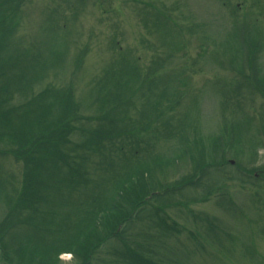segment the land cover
<instances>
[{
    "label": "rangeland",
    "instance_id": "374dc122",
    "mask_svg": "<svg viewBox=\"0 0 264 264\" xmlns=\"http://www.w3.org/2000/svg\"><path fill=\"white\" fill-rule=\"evenodd\" d=\"M0 20V264H82L111 232L95 213L140 203L111 202L131 176L153 198L90 264H264V0H0Z\"/></svg>",
    "mask_w": 264,
    "mask_h": 264
},
{
    "label": "trees",
    "instance_id": "16d2710c",
    "mask_svg": "<svg viewBox=\"0 0 264 264\" xmlns=\"http://www.w3.org/2000/svg\"><path fill=\"white\" fill-rule=\"evenodd\" d=\"M2 23H3V25H5V23L2 21V20H0V24L2 25ZM3 29H4V27H3ZM2 28H0V38L2 39V38H4L5 37V31L3 30ZM1 117V116H0ZM114 121V120H113ZM64 124V123H63ZM57 131H60V130H54V131H46V132H42L41 134H39V133H33V134H31V135H29V136H26V137H28L27 138V140H28V142L27 143H25L24 145H19V147L21 148V150H22V152H23V154L24 153H26V150H28L29 148L28 147H31L32 149H34L35 150V152H36V150H38V146H40V145H42V144H46V143H50V142H52L51 141V138H52V133H56ZM93 133H95V135H92V139L93 138H96V139H98V138H107V137H104L103 136V134H102V132H97V131H95V132H93ZM93 136H96V137H93ZM51 137V138H50ZM110 137V136H109ZM108 139V138H107ZM113 139V138H112ZM34 145V146H33ZM80 148H86V149H88V150H93V151H99V149L100 148H98V149H95V148H92V147H86V144H84L83 143V145L82 146H80L78 149H80ZM84 149H82L83 151H85ZM3 151V150H2ZM14 153L15 154H17V151H14ZM83 153L84 152H82V155H83ZM3 154H5V152L3 151ZM30 154H26V156L25 157H27V156H29ZM34 157H35V155H33ZM37 160H38V158H37ZM100 163V162H99ZM136 174H138L139 175V172H137ZM27 175H29V174H27ZM81 177H83L84 178V172L83 173H81ZM138 177V176H137ZM137 177L136 176H131L127 181H124V182H122V184L120 185V188H118V187H116V188H114V198H113V200L111 201V202H113L114 200H115V197H116V199L119 197H121V200H122V198L124 197V196H126V199H125V201H128L129 200V198H130V192L131 193H133L134 195H139V196H141L142 197V199H140V203L141 204H143V203H146V201H147V198L151 195V193H154L153 191L152 192H149L147 195L144 193L143 194V192L144 191H146V188H145V183L144 182H142V183H140L139 185H135V184H133V185H131L130 183H135V180L137 179ZM30 175H29V178L26 180V185H25V187L26 186H28V185H30ZM83 181V180H82ZM138 183V182H137ZM136 183V184H137ZM137 186H140V187H142V189H140L139 191H137V190H135L136 188H137ZM124 191H125V194H124ZM135 192H137V193H135ZM22 195H19V197L18 198H16L17 199V201H18V199L21 197V199L20 200H22V198L23 197H25V196H27V193H21ZM24 194V195H23ZM124 194V195H123ZM42 198L44 199V197L42 196ZM153 198V197H152ZM43 199H41L40 201H43ZM133 201V200H132ZM132 201H129V202H132ZM32 202H33V196H32ZM140 203H135L134 205H133V207H132V211H131V213L129 214V217L127 218V220H121L119 223H117V225L115 226V225H113L112 224V222H111V219H110V215H112L111 213H112V211L113 210H115V208H116V206H118V205H116V204H113L112 206H110V209H105V210H98L96 213H95V217H93V219H94V221H93V223L96 225V227H98V225L96 224V222L95 221H97V222H99L100 224H104V226H106L105 227V229L104 230H106V231H111L108 235H105V236H103L100 240H96L97 238H99V236L103 233H97V234H93L92 233V230H91V233H89V234H87L86 233V235H87V237H84L83 239H84V241H81L80 242V244H82V243H84V244H88V242H91V241H96V242H94L95 243V245L93 246H89V245H87L88 247H86L87 249H86V251L84 252V255H85V259L83 260V262H82V264H90L91 263V257L93 256V253H95L96 252V250L98 249V248H100L101 246H103L104 245V242H106V240L108 239V237L110 238L111 236L113 237V236H115V235H117V233H120V231L121 230H119V228H120V226L121 225H123L124 226V224H126L125 223V221H127V223H128V220H131V218H132V216H133V214H136L137 212H138V210H139V207L141 208V206L139 205ZM18 206H19V203H16V201L14 202V204L11 206V208H10V212L11 213H9L8 215L6 214V215H4L3 216V218H2V220H0V226H2V228H6V225L8 224V222H9V220H10V217H11V214H13V213H15L17 210H18ZM29 211L31 212V213H33V212H36L37 211V209H35L33 206L31 207V208H29ZM106 211H110V214L109 213H106ZM90 221H92V220H90ZM23 224H25V223H23V222H21L20 223V225H23ZM125 227V226H124ZM99 228V227H98ZM98 229L96 228V231H97ZM6 231H8L7 229H6ZM105 231V232H106ZM116 233V234H115ZM93 234V235H92ZM98 234H99V236H98ZM85 236V235H84ZM93 236V237H92ZM98 236V237H97ZM90 237H92V238H90ZM2 245V244H1ZM4 251H6V252H8V249H7V247L4 245ZM102 248V247H101ZM85 250V249H84ZM11 254V253H10ZM10 258V257H9ZM140 258V257H139ZM143 261V258H140V262H142ZM10 264H20L19 263V261L18 260H15V258H10ZM40 264H43V262H41ZM144 264H147L146 262L144 263Z\"/></svg>",
    "mask_w": 264,
    "mask_h": 264
}]
</instances>
